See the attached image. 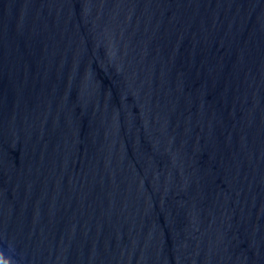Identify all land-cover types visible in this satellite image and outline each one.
Instances as JSON below:
<instances>
[{"label":"water","instance_id":"obj_1","mask_svg":"<svg viewBox=\"0 0 264 264\" xmlns=\"http://www.w3.org/2000/svg\"><path fill=\"white\" fill-rule=\"evenodd\" d=\"M0 264H264V0H0Z\"/></svg>","mask_w":264,"mask_h":264}]
</instances>
